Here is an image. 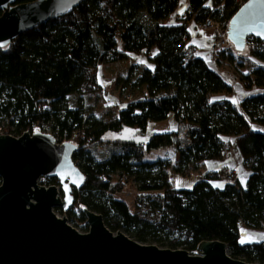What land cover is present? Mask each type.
Segmentation results:
<instances>
[{
  "label": "trees",
  "instance_id": "1",
  "mask_svg": "<svg viewBox=\"0 0 264 264\" xmlns=\"http://www.w3.org/2000/svg\"><path fill=\"white\" fill-rule=\"evenodd\" d=\"M207 1L188 0L177 23L170 25L166 21L179 0H85L17 36L0 47V132L19 136L47 130L57 142L65 138L76 145L72 158L84 183L72 191V210L81 220L85 207L100 214L112 232L123 231L142 244L195 254L201 241L219 240L230 257L263 264L264 239L241 243L240 229H264V117H255L256 110L264 109V95L245 98L238 106L213 101L217 94L231 93V87L196 54L183 61L191 22L222 23L238 8L237 0H211V6ZM235 53L220 51L215 62L231 66L244 54L264 61V43L255 39ZM129 54H143L151 65L138 78L142 97L118 104L108 120L84 117L80 108L66 105L72 95L99 97L98 66ZM243 66L235 63L234 70L246 87L264 86V66L238 73ZM170 113L175 130L154 133L145 145L104 137L124 127L143 135L149 121ZM223 137L234 138L249 171L244 185L234 180L222 189L213 187L209 179L219 175L207 172L191 188L176 189L164 159L143 160L145 151L172 146L178 155L172 171L183 175L192 165L196 170L203 161L225 157L229 149ZM102 146L107 153L100 152ZM48 184L59 182L48 178ZM131 184L138 198L133 211L114 197Z\"/></svg>",
  "mask_w": 264,
  "mask_h": 264
},
{
  "label": "water",
  "instance_id": "2",
  "mask_svg": "<svg viewBox=\"0 0 264 264\" xmlns=\"http://www.w3.org/2000/svg\"><path fill=\"white\" fill-rule=\"evenodd\" d=\"M15 1L0 0V47L85 0ZM226 31L236 52L245 50L247 36L264 43V0H246ZM75 150L72 142H56L40 130L0 134V264H256L230 257L219 240L201 241L197 254L142 244L112 232L100 214L85 207L88 230L79 232L54 212L68 210L73 189L84 183ZM41 177L56 178L59 185H40Z\"/></svg>",
  "mask_w": 264,
  "mask_h": 264
},
{
  "label": "rangeland",
  "instance_id": "3",
  "mask_svg": "<svg viewBox=\"0 0 264 264\" xmlns=\"http://www.w3.org/2000/svg\"><path fill=\"white\" fill-rule=\"evenodd\" d=\"M235 63L244 65L243 67H239L238 73L249 72L251 71V69H253L254 66H262L257 60H253L251 58L241 59L239 57H236L235 62L231 66L229 63L224 61L220 62V65H223L222 69L229 70L237 75L236 71L234 70ZM145 66L151 65L146 60L143 54H129L128 59L121 60L116 63L102 64L98 66L97 69L98 83L100 84L99 97H95V95H92L89 99H83L79 95H72L66 99L65 103L69 107L80 108L84 117L96 116L104 120L113 118L118 104L128 102L129 99H131L132 101L144 95V87L138 83V78L142 75ZM215 97L216 96H213L211 100L214 101ZM255 113L256 118L264 117L263 108H259L255 111ZM193 116L196 117V114L193 113ZM175 128L176 121L174 118V114L170 113L164 120L149 121L146 131L143 135H138L134 128L124 127L120 132H108L104 137L108 140H132L136 143L145 145L152 134L173 131L175 130ZM261 128L264 129V126ZM42 132L48 131L44 130ZM223 140L227 144V147L229 149L228 153L230 152L229 154L227 153V155L222 159L203 161L199 164V167L196 170H191L193 168L192 165L183 175L172 171V167L178 159V155L172 146L160 147L157 149H152L150 151H145L143 160L154 161L157 158L164 159V161L170 165L168 168L169 178L171 181V185L176 189L191 188L199 177L205 176L207 171L211 169L216 170L219 176L209 179V183L213 187L222 189L225 184L229 182L223 177V173L225 172L223 170L225 169L224 166L233 163V161L235 160L233 152L234 150L237 151V147L235 145V140L233 137H223ZM99 150L101 153L108 152V148L105 146L100 147ZM38 183L43 186L49 185L48 178L44 177H41L38 180ZM114 197L125 201L130 210L133 211L135 203L138 199L136 186L134 184L125 186L120 192H117ZM72 209L73 206L71 205L68 209L69 213H67L66 215H62L56 209H54V212L59 217L65 216L68 224L74 227L79 232H86L88 228H84L85 221L81 220L79 218V213L77 211L73 212ZM241 232L242 233L240 236V240L242 239V237L250 238L246 239L248 240V242L260 241L264 239V229L253 230L242 227ZM143 244L156 245L155 243Z\"/></svg>",
  "mask_w": 264,
  "mask_h": 264
},
{
  "label": "crops",
  "instance_id": "4",
  "mask_svg": "<svg viewBox=\"0 0 264 264\" xmlns=\"http://www.w3.org/2000/svg\"><path fill=\"white\" fill-rule=\"evenodd\" d=\"M211 4H212L211 0H208L206 3L207 6H211ZM187 6H188V0H179L176 11L174 12V14L168 17L166 23L170 25L176 24L177 17H179L180 15L184 13ZM188 31L190 34V39L188 43L194 47L196 57L203 58L206 61L208 67L211 70L215 71L223 79V81L227 85H229L232 89L231 93L215 95L216 96L215 100L226 99L238 106L240 101H242L245 98L256 96V95H264V86L252 85L250 87H246L236 74L232 73L229 70L222 69L223 65L217 64L215 61L208 59L207 57L208 49L211 45V41L213 38V34L211 30L198 28L196 23L191 22L188 26ZM233 101H236V102L234 103ZM233 154H234L233 156L235 160L233 161V163H230L229 165L224 166L225 169L223 170L224 171L234 170L236 174L235 175L236 180L240 184L244 185L249 175V171L245 169L243 165L242 157L238 149L237 151L234 150ZM207 172H216V170L211 169ZM241 233L242 232L240 229V236H241ZM247 242L248 240H246V242L244 243H247Z\"/></svg>",
  "mask_w": 264,
  "mask_h": 264
},
{
  "label": "built area",
  "instance_id": "5",
  "mask_svg": "<svg viewBox=\"0 0 264 264\" xmlns=\"http://www.w3.org/2000/svg\"><path fill=\"white\" fill-rule=\"evenodd\" d=\"M245 1L246 0H237L238 7L241 6ZM197 27L201 29H209L212 31L213 38H212L211 45L208 49V54H207V57L209 60L216 61L220 51L236 54L235 51L233 50L231 43L229 42L227 38L226 30L228 27V20L222 23H218L214 21L213 19H206L204 22L197 24ZM255 39L257 38L253 36H247L245 39V46L247 44L254 45ZM194 56H195V49L193 46H191L187 42V44L184 47L183 61L188 62L189 60L194 58ZM244 56H247L245 58H251L253 60H257L262 66L264 65V61L259 60L257 57L251 54H247V55L244 54ZM129 101H131V99H129ZM0 134H4V133L0 132ZM49 134H51L54 137L52 133H49ZM63 141H66L65 138H62L60 142H63ZM223 177L225 180L229 182H233L236 179L235 172L233 170L225 171L223 173Z\"/></svg>",
  "mask_w": 264,
  "mask_h": 264
},
{
  "label": "snow or ice",
  "instance_id": "6",
  "mask_svg": "<svg viewBox=\"0 0 264 264\" xmlns=\"http://www.w3.org/2000/svg\"><path fill=\"white\" fill-rule=\"evenodd\" d=\"M258 35H261V33H257ZM0 46H2V45H0ZM234 103L236 102V101H233ZM246 239H250V238H246V237H242V239H241V243H244V242H246Z\"/></svg>",
  "mask_w": 264,
  "mask_h": 264
},
{
  "label": "flooded vegetation",
  "instance_id": "7",
  "mask_svg": "<svg viewBox=\"0 0 264 264\" xmlns=\"http://www.w3.org/2000/svg\"><path fill=\"white\" fill-rule=\"evenodd\" d=\"M0 13H2V11L0 10ZM1 15V14H0Z\"/></svg>",
  "mask_w": 264,
  "mask_h": 264
}]
</instances>
